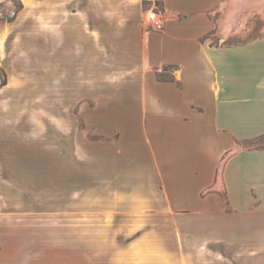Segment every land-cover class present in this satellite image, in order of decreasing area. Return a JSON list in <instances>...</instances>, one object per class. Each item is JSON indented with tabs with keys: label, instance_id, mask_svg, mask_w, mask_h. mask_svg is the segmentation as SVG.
<instances>
[{
	"label": "crops",
	"instance_id": "0c3cea01",
	"mask_svg": "<svg viewBox=\"0 0 264 264\" xmlns=\"http://www.w3.org/2000/svg\"><path fill=\"white\" fill-rule=\"evenodd\" d=\"M22 1L17 18L35 6L42 18L53 19V49L63 46L71 52L69 66L84 68L89 82L94 67L107 63L109 50L117 51L115 62L128 72L110 115L116 116L123 138L134 140L132 146L143 148L154 160L158 187L150 193L167 201L162 211L212 212L217 217L211 225L214 250L227 255L228 264H237L238 249L246 264H262L264 250L256 251L250 243L245 249L247 244L237 235L264 225V150L235 151L223 173L217 168L238 139L264 135V33L244 43L213 44L214 16L223 0H159L167 18L162 31L147 25L149 0ZM70 20L74 30L69 33L76 38L67 43L60 29ZM54 57L59 60L56 52ZM170 66L177 68V78L159 80L157 70ZM139 193L132 194L144 201ZM75 206L52 203L42 211L71 212ZM121 207L129 214H120ZM106 208L119 213L110 221L79 222L84 226V250L71 215L53 214L51 233L39 221L35 264H194L193 251L181 248L189 239L163 229L179 225L135 215L157 211L151 205ZM96 223L100 237L110 236L106 244H93Z\"/></svg>",
	"mask_w": 264,
	"mask_h": 264
},
{
	"label": "rangeland",
	"instance_id": "374dc122",
	"mask_svg": "<svg viewBox=\"0 0 264 264\" xmlns=\"http://www.w3.org/2000/svg\"><path fill=\"white\" fill-rule=\"evenodd\" d=\"M20 1L23 3L0 0V15H15L11 22L0 19V264H35L41 233L38 222L51 233L53 214L75 218L78 244L84 250V226L79 222L110 221L119 212L106 211V205L130 203L157 209L135 213L141 220H171L179 225L178 229H163L169 234L177 230L189 239L181 248L184 252L193 251L194 264H228L227 255L213 248L211 225L217 217L212 212L162 211L167 201L161 194L150 193L158 187L154 160L143 148L132 146L134 140L123 138L116 116L110 115L116 107L118 89L124 86L122 77L128 72L127 67L115 62L117 51L113 47L109 50L107 63L94 67L89 82L84 68L75 70L69 66L71 52L63 46L53 49L54 20L42 18L35 6L28 9L25 17L17 18L24 8L15 13ZM223 1L214 16L215 28L210 34L213 44L244 43L264 33V5ZM73 22L70 20L60 29L67 43L71 37L76 38L69 33L74 30ZM78 39L81 43L82 39ZM93 54L95 58L97 54ZM165 68L177 78L176 67L158 69L157 74L165 73ZM261 150L264 135L240 138L236 147L224 155L217 172H224L226 160L233 152ZM136 191L144 201H137L132 194ZM211 192L209 189L205 196ZM52 203L77 206L71 212L43 213L44 205ZM119 209L120 214H129L125 208ZM56 226H60L59 222ZM92 227L97 230L94 245L110 240L106 234L100 237V224ZM237 236L247 244L245 249L250 243L256 251L264 250V225L244 229ZM5 247L9 248L6 252ZM237 252V264H246L239 249Z\"/></svg>",
	"mask_w": 264,
	"mask_h": 264
},
{
	"label": "built area",
	"instance_id": "2783aa9c",
	"mask_svg": "<svg viewBox=\"0 0 264 264\" xmlns=\"http://www.w3.org/2000/svg\"><path fill=\"white\" fill-rule=\"evenodd\" d=\"M150 7L147 12V25L154 31H162L166 27V11L159 0H149Z\"/></svg>",
	"mask_w": 264,
	"mask_h": 264
},
{
	"label": "trees",
	"instance_id": "16d2710c",
	"mask_svg": "<svg viewBox=\"0 0 264 264\" xmlns=\"http://www.w3.org/2000/svg\"><path fill=\"white\" fill-rule=\"evenodd\" d=\"M24 7V4L20 1L18 8L15 10V13L20 11ZM15 18L14 16H6V15H0V19L11 22ZM173 67V66H170ZM165 73L163 74H157V77L159 80H175L173 74H169V70L167 68L164 69ZM6 78H4L3 84L5 85L7 82H5Z\"/></svg>",
	"mask_w": 264,
	"mask_h": 264
},
{
	"label": "bare ground",
	"instance_id": "6f19581e",
	"mask_svg": "<svg viewBox=\"0 0 264 264\" xmlns=\"http://www.w3.org/2000/svg\"><path fill=\"white\" fill-rule=\"evenodd\" d=\"M236 4L243 6H262L264 5V2L259 0H236Z\"/></svg>",
	"mask_w": 264,
	"mask_h": 264
}]
</instances>
